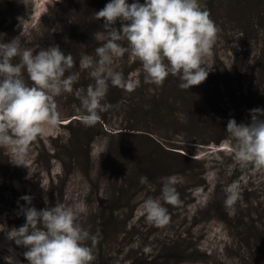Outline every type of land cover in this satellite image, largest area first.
I'll use <instances>...</instances> for the list:
<instances>
[{"label": "rangeland", "instance_id": "374dc122", "mask_svg": "<svg viewBox=\"0 0 264 264\" xmlns=\"http://www.w3.org/2000/svg\"><path fill=\"white\" fill-rule=\"evenodd\" d=\"M109 2L0 0V43L22 32L21 46L34 54L58 45L76 61L74 90L86 89L94 79L79 61L82 54L95 58L104 43L94 13ZM198 3L220 29L202 65L209 71L203 83L184 90L170 75L160 87L144 84L141 63L125 53L113 66L140 86L128 93L109 83L102 103L111 108L94 126L81 122L80 101L64 93L56 97L61 123L33 142L25 166L0 148V264H29L27 249L7 236L26 223L20 209L58 203L79 205L81 225L98 235L92 264H264V173L235 162L226 132L230 119L250 124L251 110H264V0ZM24 79L31 83L26 73ZM173 176L181 203L161 199L171 219L158 228L141 206L160 198L162 178ZM233 182L241 198L226 207Z\"/></svg>", "mask_w": 264, "mask_h": 264}, {"label": "clouds", "instance_id": "9594fccd", "mask_svg": "<svg viewBox=\"0 0 264 264\" xmlns=\"http://www.w3.org/2000/svg\"><path fill=\"white\" fill-rule=\"evenodd\" d=\"M103 21L104 43L95 49V58L81 55L82 70H88L94 84L86 89L76 88L79 73L72 72L76 61L71 53L65 54L58 45L42 48L35 54L21 46V36L9 43H0V148L9 149L11 162L25 166L31 145L39 136L57 128L61 112L56 97L74 94L80 101L79 119L86 126H94L100 113L111 108L102 103L109 83L128 93L140 86L139 79L125 78L114 68V61L128 53L141 63L143 83L160 87L171 75L179 78V87L188 90L203 83L208 72L202 65L205 57L213 54L219 27L198 0H110L94 13ZM120 22L117 29L114 25ZM126 40L127 47L120 41ZM19 57V63L13 59ZM27 74V83L24 74ZM69 73L68 75H65ZM250 124L227 123L226 132L232 139V153L240 167L252 166L264 173V110H251ZM141 184H148L145 176ZM176 178H162L161 197L147 198L142 210L148 223L161 228L171 217L161 199L169 205L181 203L175 188ZM225 206L232 207L241 198L238 183L225 188ZM28 205L32 197L22 196ZM26 218L21 227L7 233L8 239L27 250L23 253L29 264H92L93 248L98 235H92L80 223L79 205L55 204L37 210L20 209ZM91 240L92 246L87 241Z\"/></svg>", "mask_w": 264, "mask_h": 264}]
</instances>
